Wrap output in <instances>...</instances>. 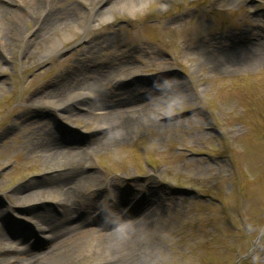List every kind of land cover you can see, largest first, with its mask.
<instances>
[{
	"label": "rangeland",
	"instance_id": "374dc122",
	"mask_svg": "<svg viewBox=\"0 0 264 264\" xmlns=\"http://www.w3.org/2000/svg\"><path fill=\"white\" fill-rule=\"evenodd\" d=\"M59 1L54 11L88 16L92 30L64 39L59 29L38 32L29 19L20 29L24 41L35 42L26 52L15 43L7 59L0 55V234L18 250L44 253L48 244L31 214L50 205L57 213V207L19 204L12 197L93 173L112 182L108 192L92 198L112 205L125 196L132 202L120 207L122 213L79 214L73 225L82 232H103L102 224H115L113 215L130 225L144 193L155 197L157 208L140 240L151 250L149 264H264V51L226 70L206 56L219 48L232 52L234 43H264V0ZM103 14L107 23L99 22ZM57 41L59 48L47 54ZM119 56L127 58L126 75L97 90L145 94L158 87L167 100L181 93L185 98L176 97L164 112L121 120L83 119L79 106H92V97L62 110L42 105L41 96L65 101L84 86L94 95L95 88L83 86V68ZM32 99L36 106L29 105ZM147 99L157 104V94ZM70 111L77 116L64 119ZM33 117L38 123H24ZM118 122L125 125L123 141L88 150L84 164L52 169L31 153V143L50 131L83 157L103 134L96 126ZM106 255L88 247L62 264H98Z\"/></svg>",
	"mask_w": 264,
	"mask_h": 264
},
{
	"label": "bare ground",
	"instance_id": "6f19581e",
	"mask_svg": "<svg viewBox=\"0 0 264 264\" xmlns=\"http://www.w3.org/2000/svg\"><path fill=\"white\" fill-rule=\"evenodd\" d=\"M38 3H41L40 6H37ZM59 3V0H0V55L2 54V58L7 59V50L15 43L22 46L21 52L23 53L35 42L32 39L24 41L26 32L20 29V25L29 19L34 21L38 32L44 30L52 34L59 29L63 32L64 39L77 31L83 33L89 27L91 28L88 16L83 17L81 20L77 17V14H73L65 8L54 11L53 7ZM103 17L99 22L107 23L108 19L105 18L104 14ZM72 22L75 24L70 27ZM58 46V41L52 43L47 54L56 51L59 48ZM263 51V42L251 44L249 41H243L242 44L234 43L232 52L219 48L217 51L212 50L208 53L206 51V56L210 57L219 68L226 70L229 67L254 61L255 56ZM126 61L127 58L119 56L116 60L99 64L100 66L84 67L83 86L87 85V87L97 90L99 87L105 86L115 76L124 77L128 69L124 63ZM0 69L2 68L0 67ZM170 87L174 89L179 85H176L175 82ZM0 88H2L1 83ZM157 88L152 87L145 94L137 93L132 89H125L115 93L97 90L92 95L88 88L84 86L83 92H79L65 101H55L50 94H43L45 97L40 95L39 98L43 99L42 105L53 107L54 110H62L67 104L92 97V106H83V108L79 106V109L85 111L82 117L86 120L95 117L124 116V118H127L132 115L138 118L143 114L152 115L155 114L157 109L162 112L168 110L176 97L185 98V94L181 93V96H175V98L167 100L166 97L162 96L163 94L157 92ZM154 94H157V104L147 99ZM28 103L33 106L37 105L36 100L33 99ZM100 108L103 110L107 108V110L104 113L96 114L95 111ZM69 114V116L63 118L68 120L77 116V113L73 111H70ZM118 118L121 120L123 117ZM24 123L31 126L38 123V120H35L34 117L25 118ZM15 126L17 127V124ZM96 128L102 130L103 134L101 138L95 139L83 150V157L77 150L63 145L56 135L50 131L44 132L35 142L31 143L33 150L31 153L40 157L46 167L59 169L62 166L69 167L78 163L84 164L86 161L85 154L88 150L110 148L121 143L124 139L125 125L122 122L110 126L97 125ZM111 182L109 179L103 181L93 173L83 174L66 185L56 184L41 192L13 196V201L19 204L33 202L53 204L57 207V213L51 211L50 205V207H42L40 211L31 214L35 226L43 233L44 243L48 244V249L42 254L35 255L26 249L18 250L13 243H10L4 235L0 234V264H62L70 253L88 247L92 249L93 253L103 254L107 252V255L98 264H149L151 250L144 243H140V240L147 224L151 222L156 214L157 208L152 205L153 202L155 203V197L152 196L148 199L145 196L146 194L141 193L136 207L138 216L130 225L120 224V220L115 215L111 219L115 223L114 226L109 225V223L102 224L103 232L101 230L93 231L92 229L82 232L79 225H73L79 214L84 213L91 217L92 212H98L105 215V211L108 209L109 212L112 213L113 211L116 214V212H123L121 206H130L132 198H126L125 196H118L117 200L113 202L116 205H110L107 200H101L99 197L92 198L96 195L95 192L100 194L104 193L105 190L108 192ZM83 224L85 223L80 225ZM74 226L78 227L73 228ZM105 228L111 230L108 232Z\"/></svg>",
	"mask_w": 264,
	"mask_h": 264
}]
</instances>
